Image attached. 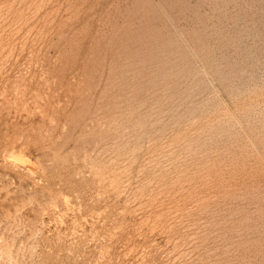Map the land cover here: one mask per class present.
Wrapping results in <instances>:
<instances>
[{
  "label": "rangeland",
  "instance_id": "1",
  "mask_svg": "<svg viewBox=\"0 0 264 264\" xmlns=\"http://www.w3.org/2000/svg\"><path fill=\"white\" fill-rule=\"evenodd\" d=\"M0 264H264V0H0Z\"/></svg>",
  "mask_w": 264,
  "mask_h": 264
}]
</instances>
